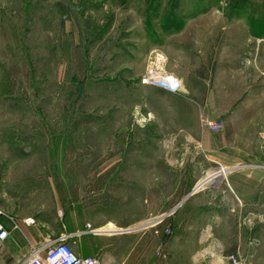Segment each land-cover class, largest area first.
I'll return each mask as SVG.
<instances>
[{
  "label": "rangeland",
  "instance_id": "rangeland-1",
  "mask_svg": "<svg viewBox=\"0 0 264 264\" xmlns=\"http://www.w3.org/2000/svg\"><path fill=\"white\" fill-rule=\"evenodd\" d=\"M252 61L264 68V0H0V209L20 224L0 264L108 221L142 264H264ZM154 67L185 85L142 84Z\"/></svg>",
  "mask_w": 264,
  "mask_h": 264
},
{
  "label": "crops",
  "instance_id": "crops-1",
  "mask_svg": "<svg viewBox=\"0 0 264 264\" xmlns=\"http://www.w3.org/2000/svg\"><path fill=\"white\" fill-rule=\"evenodd\" d=\"M254 61H252V65L248 64V66L244 67V76H245V81L246 85H248L247 83H251L253 80L254 82L261 79L260 81L264 80V68L262 69H258L259 71H261V75L258 73V66L255 67L254 66ZM253 71L255 74V76H253V73L250 74L249 72L246 71ZM238 77H240L241 79L244 77L242 76V72H238L237 75ZM179 77V76H178ZM183 78V77H182ZM181 79L182 84H184L183 79ZM222 75L219 77V86H222ZM216 82V83H217ZM243 86V84H242ZM264 86V85H262ZM184 87V86H183ZM185 88L190 91L192 93H195V90L193 88H187L185 86ZM205 88H207L205 86ZM223 89V87H221ZM219 88V91H221L222 89ZM243 89V88H242ZM254 89L253 84H250V86L247 88L245 87V89H243L244 91H248L251 92ZM207 91V90H205ZM204 91V92H205ZM212 96L210 95L209 99L211 100ZM214 101V99H213ZM203 105L202 107L204 108V112L206 111V109H210V105L208 106L207 104V94H205L204 96V101H203ZM213 108H216V114H218L220 116V113L222 111V107H218V106H214ZM207 115H210L209 113H207ZM217 115V116H218ZM248 154V153H246ZM249 170V169H247ZM249 174L250 173H257V171H255L254 168H250V170L248 171ZM4 210V209H3ZM5 211V210H4ZM6 212V211H5ZM8 213V211L6 212ZM10 214V212L8 213ZM11 215V214H10ZM111 223L113 225L112 228L107 229L105 226ZM30 226V225H29ZM125 233V228H123L122 226L112 222V221H108L105 222L103 224H96V225H91V224H86V229L83 230H76L75 232H70V233H60L58 235V237L52 239V240H65L66 242H70L69 245L73 248V250L80 256H96L98 257L104 264H142L141 263V257H133V259L128 258L127 256H125V253L123 252V250L120 248L119 242L121 241V239H123V234ZM79 241L80 244H77V242ZM47 242V241H46ZM46 242L42 243L41 245L45 244ZM75 244V245H73ZM39 245V246H41ZM138 244H135L134 247V252L135 254L139 252V248L137 246ZM37 246V247H39ZM137 260V261H136Z\"/></svg>",
  "mask_w": 264,
  "mask_h": 264
},
{
  "label": "built area",
  "instance_id": "built-area-1",
  "mask_svg": "<svg viewBox=\"0 0 264 264\" xmlns=\"http://www.w3.org/2000/svg\"><path fill=\"white\" fill-rule=\"evenodd\" d=\"M140 82L145 85H152L169 92H178L182 89L180 78L170 72L159 71L158 68H150L140 77ZM208 128L213 131H220L222 123L216 120H207ZM23 223L33 225V218H24ZM17 219L0 209V246L19 228ZM235 262V259H233ZM23 264H104L95 256H80L65 240H48L45 244L32 250L31 255Z\"/></svg>",
  "mask_w": 264,
  "mask_h": 264
},
{
  "label": "bare ground",
  "instance_id": "bare-ground-1",
  "mask_svg": "<svg viewBox=\"0 0 264 264\" xmlns=\"http://www.w3.org/2000/svg\"><path fill=\"white\" fill-rule=\"evenodd\" d=\"M224 172V171H223ZM217 174H215V175H210V176H212V177H215ZM107 229H110V228H112L113 227V225L111 224V223H108L106 226H105Z\"/></svg>",
  "mask_w": 264,
  "mask_h": 264
}]
</instances>
